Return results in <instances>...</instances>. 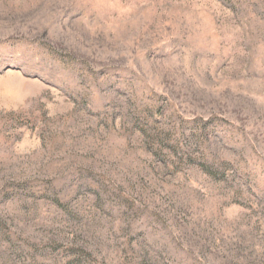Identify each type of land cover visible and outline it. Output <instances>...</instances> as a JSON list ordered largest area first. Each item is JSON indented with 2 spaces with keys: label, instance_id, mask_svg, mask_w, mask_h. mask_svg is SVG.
Segmentation results:
<instances>
[{
  "label": "rangeland",
  "instance_id": "obj_1",
  "mask_svg": "<svg viewBox=\"0 0 264 264\" xmlns=\"http://www.w3.org/2000/svg\"><path fill=\"white\" fill-rule=\"evenodd\" d=\"M0 264H264V0H0Z\"/></svg>",
  "mask_w": 264,
  "mask_h": 264
}]
</instances>
